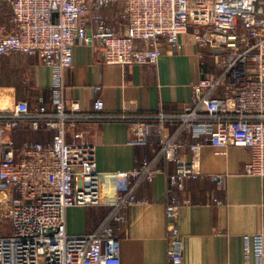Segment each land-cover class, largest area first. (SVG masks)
Segmentation results:
<instances>
[{"label":"built area","instance_id":"2783aa9c","mask_svg":"<svg viewBox=\"0 0 264 264\" xmlns=\"http://www.w3.org/2000/svg\"><path fill=\"white\" fill-rule=\"evenodd\" d=\"M2 1L12 11V30L0 27V60L14 53L35 57L52 69V85L48 103L32 109L22 100L0 112V264H122L117 225L126 222L129 207L146 203L135 194L137 186L158 174L167 175L170 192L166 264H185L177 213L189 200L178 192L188 180L204 177L200 150L248 148L244 173L264 176V0ZM119 2L126 5L120 28L103 13ZM89 15L95 28L90 34ZM187 33L210 50L218 73L194 84L192 103L182 112L158 113L155 127L142 119L132 123L133 143H148L156 133L160 146L138 162L132 185L105 204L94 146L67 138L74 120L87 117L79 113L78 101L70 110L67 104L65 75L73 66L74 47L96 40L105 64L155 65L164 48L178 49ZM100 91L94 87L97 95ZM93 106V117H101L104 101L97 97ZM23 119L34 130H51L50 142L25 140L17 146L10 134ZM170 121L174 129L166 133ZM82 136L74 132L75 139ZM211 177L224 185L225 175ZM101 205L109 206V213L94 231L67 232L68 208ZM243 264H264V231L245 237Z\"/></svg>","mask_w":264,"mask_h":264},{"label":"crops","instance_id":"0c3cea01","mask_svg":"<svg viewBox=\"0 0 264 264\" xmlns=\"http://www.w3.org/2000/svg\"><path fill=\"white\" fill-rule=\"evenodd\" d=\"M125 10L126 5L119 2L103 13L120 28L125 25L120 17ZM1 26L6 32L12 30V11L2 0ZM86 26L89 34L95 29L90 15ZM216 39L222 41L223 37L217 35ZM217 73L210 50L196 45L190 33L181 37L178 49L164 48L155 65L105 64L96 40L74 47L73 66L65 75L67 104L70 110L72 101H78L79 113L87 117L74 120L67 138L94 146L105 204L132 185L131 172L138 162L153 157L159 149L161 136L156 133L148 143H133L132 123L142 119L155 127L153 116L158 113L182 112L192 103L194 84ZM51 85L52 69L39 59L22 53L4 56L0 60V112L11 111L22 100H27L32 109L41 101L48 103ZM95 86L101 87L98 95ZM97 97L104 101L101 117H93ZM173 123L168 122L166 133L173 131ZM74 132L83 136L75 139ZM10 135L21 146L25 140L50 142L52 131L44 126L34 130L31 121L23 119ZM184 139L191 140L187 135ZM199 154L198 167L204 177L188 180L185 189L178 192L189 200L177 213L185 264H243L245 237L264 231V176L244 173L243 166L250 160L248 148L231 146L221 153L205 146ZM191 156L186 150V159ZM212 175H225L224 185L219 186ZM135 194L146 203L129 207L126 222L117 225L122 264H166L167 175L158 174L153 182L140 183ZM109 209L107 205L68 208L67 232L79 235L94 231Z\"/></svg>","mask_w":264,"mask_h":264}]
</instances>
